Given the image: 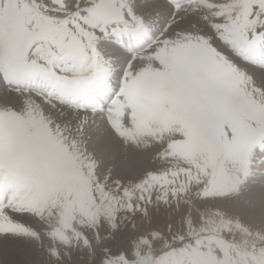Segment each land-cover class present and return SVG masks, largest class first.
Returning <instances> with one entry per match:
<instances>
[{
    "label": "snow or ice",
    "instance_id": "snow-or-ice-1",
    "mask_svg": "<svg viewBox=\"0 0 264 264\" xmlns=\"http://www.w3.org/2000/svg\"><path fill=\"white\" fill-rule=\"evenodd\" d=\"M0 264H264V0H0Z\"/></svg>",
    "mask_w": 264,
    "mask_h": 264
}]
</instances>
